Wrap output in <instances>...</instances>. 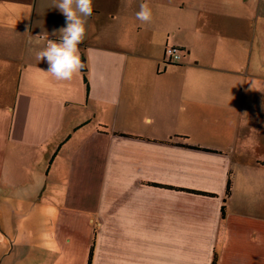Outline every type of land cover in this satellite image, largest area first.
<instances>
[{
	"label": "crops",
	"instance_id": "crops-1",
	"mask_svg": "<svg viewBox=\"0 0 264 264\" xmlns=\"http://www.w3.org/2000/svg\"><path fill=\"white\" fill-rule=\"evenodd\" d=\"M57 2L0 0V264H264V0H93L70 81Z\"/></svg>",
	"mask_w": 264,
	"mask_h": 264
},
{
	"label": "clouds",
	"instance_id": "clouds-1",
	"mask_svg": "<svg viewBox=\"0 0 264 264\" xmlns=\"http://www.w3.org/2000/svg\"><path fill=\"white\" fill-rule=\"evenodd\" d=\"M54 7L64 15L66 26L59 30L60 42L47 39L46 46L37 52L36 59L46 60L48 68L45 72L57 81H70L75 74L86 69L79 45L86 36L87 18L93 14V0H58ZM136 19L145 24L152 22L153 12L148 3L140 5Z\"/></svg>",
	"mask_w": 264,
	"mask_h": 264
},
{
	"label": "built area",
	"instance_id": "built-area-1",
	"mask_svg": "<svg viewBox=\"0 0 264 264\" xmlns=\"http://www.w3.org/2000/svg\"><path fill=\"white\" fill-rule=\"evenodd\" d=\"M178 47H167L166 48V53L169 54L174 61L178 60L180 58V53H179Z\"/></svg>",
	"mask_w": 264,
	"mask_h": 264
},
{
	"label": "trees",
	"instance_id": "trees-1",
	"mask_svg": "<svg viewBox=\"0 0 264 264\" xmlns=\"http://www.w3.org/2000/svg\"><path fill=\"white\" fill-rule=\"evenodd\" d=\"M178 49L181 50V48H178ZM182 137H183V138H186L185 136H182ZM230 184H231L230 179H228V181H227V185H226V194H227V195L230 193ZM222 214H223V208H222ZM91 256H92V247H91V250H90V255H89V257H88V262H87V264H90V262H91ZM212 264H214V261H213Z\"/></svg>",
	"mask_w": 264,
	"mask_h": 264
},
{
	"label": "rangeland",
	"instance_id": "rangeland-1",
	"mask_svg": "<svg viewBox=\"0 0 264 264\" xmlns=\"http://www.w3.org/2000/svg\"><path fill=\"white\" fill-rule=\"evenodd\" d=\"M26 219V218H25ZM18 228H25L26 227V222L24 221V220H20L19 222H18V226H17Z\"/></svg>",
	"mask_w": 264,
	"mask_h": 264
}]
</instances>
